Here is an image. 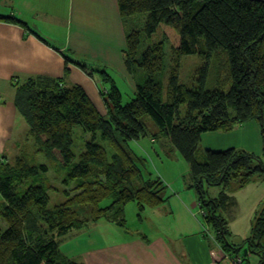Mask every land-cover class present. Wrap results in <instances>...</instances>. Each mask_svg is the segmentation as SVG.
I'll return each mask as SVG.
<instances>
[{
	"label": "trees",
	"instance_id": "obj_1",
	"mask_svg": "<svg viewBox=\"0 0 264 264\" xmlns=\"http://www.w3.org/2000/svg\"><path fill=\"white\" fill-rule=\"evenodd\" d=\"M117 3L122 17L146 13L145 32L152 35L161 28L177 60L186 54L226 52L231 87L228 91L206 89V65L201 69L199 85L190 88L179 81L176 64L170 76L168 99L164 101L161 83L154 76L164 66L163 43L150 45L139 60L137 31L126 37L125 64L129 71H134L136 65L142 67L148 76L143 82L137 81L135 97L128 103H123V94L107 70H97L96 65L74 59L89 76L97 72L110 84L103 93L106 114L101 113L81 85L65 86L61 82L43 85L34 80L18 85L16 105L46 153L64 165L72 164L76 125L94 135L100 132L114 153L109 158L104 146L88 141L68 174L67 182L79 180L72 189L74 193L54 207L49 206L50 196L42 185H31L19 192V183L46 171L47 165L30 162L23 155L14 164L0 160V264H83L62 252L64 235L71 230L87 229L103 218L124 225V208L131 201L145 210L167 200L166 185L160 178L146 179L140 166L145 159L127 146L145 136V126L140 120L145 115L154 118L160 132L171 139L190 164L205 219L216 228L217 251L222 248L230 257L241 255L245 264L249 254L256 255L258 264H264V224L258 221L249 237L235 243L229 239L232 232L227 220L217 214L229 204L226 189L233 181L243 188L257 172H264L262 156L230 147L221 151L208 149L204 162L196 157L204 133L231 131L250 120L257 121L262 128L264 145V0H117ZM0 20L26 25L13 16L0 15ZM65 57L69 72L68 62L72 60ZM184 103L187 111L181 114L180 106ZM204 180L209 185H224L218 198L206 201ZM107 198L113 202L101 207V201ZM75 204H90V217H81L73 207Z\"/></svg>",
	"mask_w": 264,
	"mask_h": 264
},
{
	"label": "rangeland",
	"instance_id": "obj_2",
	"mask_svg": "<svg viewBox=\"0 0 264 264\" xmlns=\"http://www.w3.org/2000/svg\"><path fill=\"white\" fill-rule=\"evenodd\" d=\"M146 17L147 14L144 12L125 16L124 23L128 34L133 31L139 32L140 43L137 54L139 60L150 45L163 43L164 66L154 76L161 83L164 101L168 99L170 76L173 66L176 64H179V81L190 88L199 85L198 79L201 69L208 65L206 89L221 88L224 91L230 89L232 80L229 74L230 68L226 52L222 54L216 51L211 55L186 54L177 60L174 58L171 42L165 37L161 28H158L152 35L145 32ZM44 38L46 37L44 36ZM107 67L109 69L103 68V66H97L96 69H105L113 76L123 94V103H128L135 97L133 84L137 81L143 82L148 76L146 71L138 65L134 67V71H129L127 67L126 71L116 67ZM94 77L99 79V90L101 96H103V93H106L109 89L110 84L105 83L97 72L94 73ZM18 85H22V83H12L11 88L17 89ZM13 97L14 94L6 91L5 86H1L0 103H10ZM186 111L187 104L184 103L180 106V113L185 114ZM140 120L145 126V136L139 140L130 141L127 146L135 154L145 159L144 164H140L145 178H160L166 185L165 196H167V200L157 207H147L145 210H141L136 201H131L124 208V225L109 222L105 218L100 220L99 225H112L115 232L125 240L154 241L161 238L171 241L178 252H187L186 243L204 240L209 242L210 247L215 246L216 248L217 245L214 241V236L216 237L217 233L216 228L213 223L208 225L205 219V209L200 206L198 201L199 192L197 187L193 185L190 164L171 139L160 132V128L152 116L145 115ZM14 121L15 130L10 134L4 132L6 142L1 153L4 158H1V160L14 164L16 159L23 155L30 162L47 165L48 169L46 171H40L37 175L19 183V192L22 193L31 185H42L48 190L50 207L66 202L74 193L72 189L79 180L67 182L68 174L74 164L77 163L79 155L88 141L94 140L104 146L109 158L114 153L110 142L104 139L100 132L94 135L92 132L85 131L81 125H76L73 128V143L71 146L75 159L72 164L64 165L60 160L41 148V145L31 133L30 123L20 111L14 117ZM253 123H257L259 132L255 133ZM241 124H244L243 127H245L242 130H239L238 126L240 124H238L235 130L223 131L224 134L204 133L196 151L197 160L204 162L208 149L214 151L225 150L233 146L231 144H235L246 134L250 137L249 140L251 146H253L251 152L258 156L261 155L264 160V155H262L264 148L262 128L259 123L252 120L251 123L244 122ZM250 129H253V131ZM260 133L261 136H259ZM204 182L206 201L218 198L224 190V185H209L205 180ZM235 186L237 187V183L233 181L226 189V193H235L238 196L237 204L230 207L228 211L219 209L217 214H222L227 220H232L233 233L229 236V239L235 243H242L246 236L251 234L254 225L258 221H260V224H264V221L260 220L264 219V172H257L248 186L241 190L235 189ZM1 202L2 198L0 196ZM112 202L111 198H107L101 201L100 206L104 208ZM180 205L187 207L186 212L181 209ZM73 207L81 217H90L92 212L90 204H75ZM193 254H195L194 251Z\"/></svg>",
	"mask_w": 264,
	"mask_h": 264
},
{
	"label": "crops",
	"instance_id": "obj_3",
	"mask_svg": "<svg viewBox=\"0 0 264 264\" xmlns=\"http://www.w3.org/2000/svg\"><path fill=\"white\" fill-rule=\"evenodd\" d=\"M0 15L13 16L26 23L24 26L0 20V88L5 86L6 91L14 94L10 103H0V160L6 142L4 132L10 134L15 130L14 117L19 112L17 89L11 88L12 83L34 80L43 85L52 82L81 85L101 113H107L99 79L85 73L74 59L126 71L128 33L117 0H0ZM65 56L72 60L68 62L69 72H66ZM136 84H133L134 89ZM243 125H237L239 130L245 128ZM253 129L255 133L260 131L257 123H253ZM249 139L246 134L230 147L251 152L253 146ZM243 188L235 186L238 190ZM228 195L226 211L238 202L235 193ZM180 207L186 212V206ZM100 222L64 235L60 244L62 252L83 264H228L224 251L218 249L214 256L215 246L210 247L205 240L186 243V254L176 251L171 241L161 238L154 241L122 239L112 225H99ZM227 222L233 233L232 220ZM246 262L258 264V257L249 254Z\"/></svg>",
	"mask_w": 264,
	"mask_h": 264
},
{
	"label": "built area",
	"instance_id": "obj_4",
	"mask_svg": "<svg viewBox=\"0 0 264 264\" xmlns=\"http://www.w3.org/2000/svg\"><path fill=\"white\" fill-rule=\"evenodd\" d=\"M214 241H215V243L217 245V240H216L215 237H214ZM217 247H218V245H217ZM220 250H222V249H220ZM216 251H217V248L213 250V255L214 256L217 255ZM225 255H226V253H225ZM226 259L228 261V264H245L244 259H243V257L241 255H235L233 257H230L229 255H226Z\"/></svg>",
	"mask_w": 264,
	"mask_h": 264
},
{
	"label": "clouds",
	"instance_id": "obj_5",
	"mask_svg": "<svg viewBox=\"0 0 264 264\" xmlns=\"http://www.w3.org/2000/svg\"><path fill=\"white\" fill-rule=\"evenodd\" d=\"M222 249V248H221Z\"/></svg>",
	"mask_w": 264,
	"mask_h": 264
}]
</instances>
